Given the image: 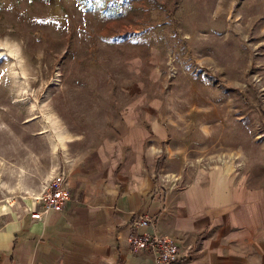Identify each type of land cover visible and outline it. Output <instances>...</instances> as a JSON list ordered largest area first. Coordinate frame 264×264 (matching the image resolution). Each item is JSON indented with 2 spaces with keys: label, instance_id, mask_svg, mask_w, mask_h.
Listing matches in <instances>:
<instances>
[{
  "label": "rangeland",
  "instance_id": "374dc122",
  "mask_svg": "<svg viewBox=\"0 0 264 264\" xmlns=\"http://www.w3.org/2000/svg\"><path fill=\"white\" fill-rule=\"evenodd\" d=\"M134 101L264 187V0H0V214L98 159Z\"/></svg>",
  "mask_w": 264,
  "mask_h": 264
},
{
  "label": "crops",
  "instance_id": "0c3cea01",
  "mask_svg": "<svg viewBox=\"0 0 264 264\" xmlns=\"http://www.w3.org/2000/svg\"><path fill=\"white\" fill-rule=\"evenodd\" d=\"M154 104L131 102L98 159L75 161L61 210L33 218L36 200L25 198L0 214V264H154L130 248L132 230L171 237L174 264H264V187L242 165L224 168L228 177L200 167L193 149L205 139L169 134ZM146 214L153 223L133 224Z\"/></svg>",
  "mask_w": 264,
  "mask_h": 264
},
{
  "label": "built area",
  "instance_id": "2783aa9c",
  "mask_svg": "<svg viewBox=\"0 0 264 264\" xmlns=\"http://www.w3.org/2000/svg\"><path fill=\"white\" fill-rule=\"evenodd\" d=\"M68 176V172L59 171L52 176L42 192L34 197L36 206L31 210L33 218H42L44 213L51 209L61 210L71 199ZM153 222L154 218L146 214L136 218L133 224L144 226ZM127 241L134 251L147 250L151 252L154 264H174L181 255L179 245L164 233L132 230L127 235Z\"/></svg>",
  "mask_w": 264,
  "mask_h": 264
}]
</instances>
